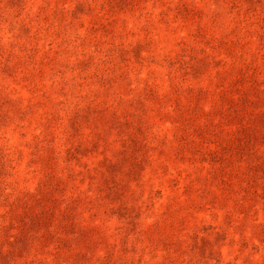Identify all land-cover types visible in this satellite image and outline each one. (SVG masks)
Listing matches in <instances>:
<instances>
[{"label":"rangeland","instance_id":"374dc122","mask_svg":"<svg viewBox=\"0 0 264 264\" xmlns=\"http://www.w3.org/2000/svg\"><path fill=\"white\" fill-rule=\"evenodd\" d=\"M0 264H264V0H0Z\"/></svg>","mask_w":264,"mask_h":264}]
</instances>
